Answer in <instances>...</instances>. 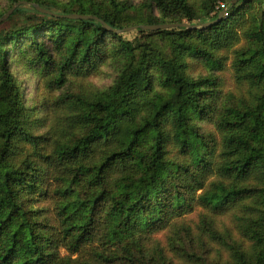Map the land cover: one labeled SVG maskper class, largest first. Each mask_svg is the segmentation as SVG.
Instances as JSON below:
<instances>
[{
	"label": "trees",
	"instance_id": "trees-1",
	"mask_svg": "<svg viewBox=\"0 0 264 264\" xmlns=\"http://www.w3.org/2000/svg\"><path fill=\"white\" fill-rule=\"evenodd\" d=\"M233 1L0 0L27 2L0 24V264H264V0Z\"/></svg>",
	"mask_w": 264,
	"mask_h": 264
},
{
	"label": "rangeland",
	"instance_id": "rangeland-1",
	"mask_svg": "<svg viewBox=\"0 0 264 264\" xmlns=\"http://www.w3.org/2000/svg\"><path fill=\"white\" fill-rule=\"evenodd\" d=\"M230 64V62H228ZM228 64V65H229ZM115 72L112 68L106 66L103 67L102 70H100L97 74L93 75L90 79H88V86L89 87H95L98 89H103L106 86L111 85L114 79ZM224 79L226 80V86L228 89L233 87V82L231 79V72L228 66V69L223 74ZM23 82L26 83V86L28 84L29 87V95L33 94L34 89V83L36 82L35 79L31 75H26V77L23 79ZM188 221L195 223L197 221V214H193L187 218ZM162 236V235H161ZM163 238V237H162Z\"/></svg>",
	"mask_w": 264,
	"mask_h": 264
},
{
	"label": "water",
	"instance_id": "water-1",
	"mask_svg": "<svg viewBox=\"0 0 264 264\" xmlns=\"http://www.w3.org/2000/svg\"><path fill=\"white\" fill-rule=\"evenodd\" d=\"M240 0H234L233 1V4L238 2ZM20 4H27V2H21V3H17L15 4L10 10H8L4 16L0 19V24L5 22L11 15L12 13L15 11V9L20 5ZM31 5L33 7H35L38 11L40 12H43V13H48V14H51L50 11L46 10V9H43L42 7H40L38 4H35V3H31ZM69 18H90V17H87V16H78V15H68ZM96 20H98L105 28L111 30V28L102 20L98 19V18H94ZM209 24H205L204 26H208ZM177 26H180V27H184V28H189V29H198L199 26H191L187 23H182V24H164V25H140V26H136V27H130V28H126V29H123L122 31L121 30H117L116 32L119 33V32H123V31H129V30H133V29H136V28H140L142 30H147V31H155V30H162V29H166V28H170V27H177Z\"/></svg>",
	"mask_w": 264,
	"mask_h": 264
}]
</instances>
